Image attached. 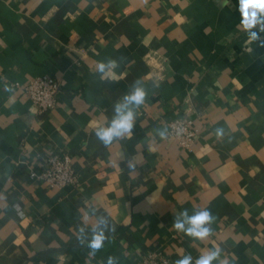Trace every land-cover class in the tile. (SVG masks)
<instances>
[{
	"label": "crops",
	"instance_id": "1",
	"mask_svg": "<svg viewBox=\"0 0 264 264\" xmlns=\"http://www.w3.org/2000/svg\"><path fill=\"white\" fill-rule=\"evenodd\" d=\"M240 20L239 0H0V264H142L152 249L195 264L214 248L213 264H264V47ZM109 58L114 81L97 71ZM42 73L61 83L45 110L23 89ZM138 79L132 133L106 146L95 130ZM179 116L189 147L158 135ZM50 150L72 156L74 183L30 176ZM185 209L210 210L212 235L172 228ZM101 216L115 231L91 257L77 236Z\"/></svg>",
	"mask_w": 264,
	"mask_h": 264
},
{
	"label": "clouds",
	"instance_id": "2",
	"mask_svg": "<svg viewBox=\"0 0 264 264\" xmlns=\"http://www.w3.org/2000/svg\"><path fill=\"white\" fill-rule=\"evenodd\" d=\"M227 0H224L226 3ZM239 12L241 14L240 26L245 31L248 39L253 42H258L260 47H264V38H261L260 33H264V0H239ZM256 29V31H253ZM120 66L119 61L113 58L107 61L98 62L97 71L102 74V78H110L116 80V68ZM7 91H12L11 87L6 88ZM146 91L142 86L141 80H136L131 86L130 91L126 93L119 101L114 104V115L107 126H99L95 130V135L104 145H110L113 141L119 140L125 136H130L135 126L137 110L145 102ZM158 135L161 138L166 136L164 131L158 130ZM223 135V129L217 130V136ZM129 168L134 169L135 163L129 161ZM215 222V217L208 209H195L193 214L189 215L187 209L175 214V219L172 224L178 232H182L193 240H204L213 233L211 225ZM114 226H110L108 218L101 216L95 227L91 229L90 238H85L84 227L79 228L77 236L81 245L87 244L90 249L89 256L94 257L108 239L106 232H114ZM221 254V249H209L205 254H202L195 260V264H213L218 261ZM107 264H118L116 257L109 256ZM175 264H193V258L190 254L183 256L177 260ZM220 264H225L221 261Z\"/></svg>",
	"mask_w": 264,
	"mask_h": 264
},
{
	"label": "built area",
	"instance_id": "3",
	"mask_svg": "<svg viewBox=\"0 0 264 264\" xmlns=\"http://www.w3.org/2000/svg\"><path fill=\"white\" fill-rule=\"evenodd\" d=\"M23 89L30 100L40 110L52 108L57 103L61 90L60 80L50 73H42L28 80ZM166 136L175 138L181 147H189L196 133L192 120L187 116H179L167 122ZM31 177L42 178L50 187H60L76 181V173L72 156L64 151L50 150L44 158L43 166L30 169ZM169 257L159 249H152L143 255L142 264H168Z\"/></svg>",
	"mask_w": 264,
	"mask_h": 264
}]
</instances>
